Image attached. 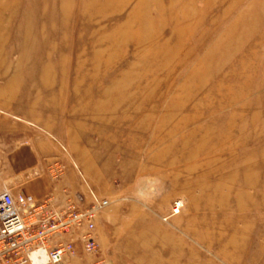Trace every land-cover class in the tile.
I'll use <instances>...</instances> for the list:
<instances>
[{
  "label": "rangeland",
  "instance_id": "374dc122",
  "mask_svg": "<svg viewBox=\"0 0 264 264\" xmlns=\"http://www.w3.org/2000/svg\"><path fill=\"white\" fill-rule=\"evenodd\" d=\"M0 94L116 210L63 264H264V0H0Z\"/></svg>",
  "mask_w": 264,
  "mask_h": 264
},
{
  "label": "built area",
  "instance_id": "2783aa9c",
  "mask_svg": "<svg viewBox=\"0 0 264 264\" xmlns=\"http://www.w3.org/2000/svg\"><path fill=\"white\" fill-rule=\"evenodd\" d=\"M67 155V149L61 146ZM83 183V174L75 166ZM67 168L56 159L48 168L51 179L61 181ZM83 193L64 189V200L56 192L44 200L10 191L0 194V264H63L81 254L99 250L98 221L110 206L89 186ZM179 211L177 204L176 213Z\"/></svg>",
  "mask_w": 264,
  "mask_h": 264
},
{
  "label": "crops",
  "instance_id": "0c3cea01",
  "mask_svg": "<svg viewBox=\"0 0 264 264\" xmlns=\"http://www.w3.org/2000/svg\"><path fill=\"white\" fill-rule=\"evenodd\" d=\"M7 101L8 96L0 94V194L10 191L14 196L25 194L36 200H44L56 192L59 200L63 201L62 192L68 189L73 193H83L88 200L86 189L62 152L61 145L38 128L34 121L10 113ZM56 159H62L67 168L64 178L59 182L53 181L48 174L49 166ZM115 219L116 210L101 216L98 221L100 228L97 227L99 243L102 238L100 234L103 233L102 221L112 225ZM187 245L188 242L186 246L181 244L180 251L187 250Z\"/></svg>",
  "mask_w": 264,
  "mask_h": 264
}]
</instances>
